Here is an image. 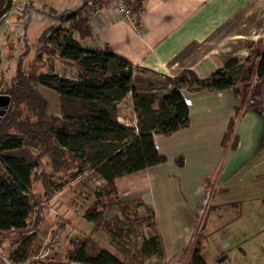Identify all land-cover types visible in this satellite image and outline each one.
I'll use <instances>...</instances> for the list:
<instances>
[{
    "label": "trees",
    "instance_id": "1",
    "mask_svg": "<svg viewBox=\"0 0 264 264\" xmlns=\"http://www.w3.org/2000/svg\"><path fill=\"white\" fill-rule=\"evenodd\" d=\"M3 2L0 0V6ZM129 2L134 14L139 15L145 0ZM106 3L107 0H83L75 11L62 18L56 17V10L49 7L43 16L50 21L33 43L34 58L25 61L30 48L25 47L15 56L14 73L7 80L0 79V95L8 96L0 114V161L5 168V173L0 175V244L9 240L13 250L8 258L13 257L15 262L24 259V248L39 232L45 218V200L68 182H61L58 173L72 170L73 179L84 165L100 174L106 183L103 191L95 193L97 199L90 207V214L95 218L92 229L104 218L106 207L116 206L128 226L142 223L150 230L139 245V253L153 254L159 261L164 260L152 205L140 197L121 200L115 178L166 160L154 146L153 134L170 135L189 125L188 105L180 92L182 87L190 92L234 91L239 104L234 107L221 139L222 148L234 150L238 143L237 119L245 111L254 81L264 79L263 35L249 42L247 47L255 53L247 54L241 62L234 56L227 57L221 67L203 77L194 68L183 67L168 76L171 86L165 92L157 94L142 89L139 83L145 78L137 73L139 64L115 54L106 42L97 46L82 43L93 36L91 10L95 6L102 8ZM65 22L69 23L67 27L63 26ZM133 26L140 33L144 29L140 18ZM43 55H58L73 67V78L41 71ZM236 66L242 74L237 82L229 74ZM34 83L58 93V114L46 112L47 99ZM127 95L131 97L135 126L117 120L118 103ZM175 162L181 166L183 157H175ZM45 163L49 164V170ZM213 179V174L205 176V186ZM34 182L41 184V195L34 191ZM206 199L207 194L198 201L193 213L196 226L189 243L180 249L184 264H208L202 254L207 235L198 225L204 218L201 206L208 205ZM131 202L142 208L143 215L130 218L127 206ZM116 230L112 228L111 232L116 234ZM69 243L62 258L47 256L33 258L31 262L126 264L102 246L91 231L81 239L71 237Z\"/></svg>",
    "mask_w": 264,
    "mask_h": 264
},
{
    "label": "rangeland",
    "instance_id": "2",
    "mask_svg": "<svg viewBox=\"0 0 264 264\" xmlns=\"http://www.w3.org/2000/svg\"><path fill=\"white\" fill-rule=\"evenodd\" d=\"M82 1L13 0L11 8L0 17V79L3 77L7 80L9 75L14 73L15 56L25 47H30L25 61L34 58L36 48L33 43L49 20L43 16L49 7L56 10V17L62 18L75 11ZM68 24L66 22L63 26L67 27ZM188 25L187 29L179 34L176 46L171 45L169 51L173 53L170 59H177L184 66H192L200 70L199 74L221 67L224 59L230 56H235L242 61L246 54L255 53L247 48L249 42L264 35V0H215ZM211 51L219 52L217 53L219 62L211 57ZM42 58L41 71L73 78V67L66 64L58 55H43ZM207 58L208 61H215L213 69L205 65L201 67V60L203 59L204 64L207 65L205 61ZM137 73L145 78V81L139 83L142 89L161 94L171 86L168 75L162 69L144 64L139 65ZM229 74L235 82L242 79L239 66H236ZM34 86L47 99L46 112L59 113L57 92L40 83H34ZM7 101L8 96L1 94L0 114L7 105ZM121 111L129 113V103ZM252 111L264 116V105L252 106ZM132 120L134 121V118L129 123ZM258 164H261L259 172H262L263 176H244L247 178L245 180L247 194L248 190H252L251 193L256 191L258 195L252 194L248 196V199L246 197L239 201L236 206L215 198L211 200L205 212L206 225L203 233L207 237L202 254L211 264L210 259L213 258L211 253L215 254L218 264H264V161ZM45 165L49 170V164L45 163ZM72 172L69 170L58 173L57 178L61 182H68L48 201L45 200V218L37 236L28 247L24 248V259L19 262L13 261V257L9 259L13 246L9 240H5L0 244V264H33L31 262L33 258L44 259L47 256L60 259L69 248L71 237L81 239L89 231L102 246L126 264H184L180 249L189 242L183 245L179 240L174 250L164 253L162 261L153 254H140L139 245L143 237L150 234V230L142 223L128 226L116 206L106 207L104 218L94 227L95 229H92L95 218L90 214V207L97 199L95 193L105 189V179L86 165L73 179H71ZM243 172L246 175L251 174L247 170ZM4 173L5 168L0 161V175ZM33 189L39 195L42 194L39 182H34ZM119 198L128 199L120 196ZM240 199H243L242 195ZM203 207L201 206L202 210ZM97 208L100 207L97 206ZM152 208L154 210L153 206ZM127 212L130 218L143 215L142 208L134 202L128 204ZM154 216L159 229V216L156 217L155 212ZM169 218L173 225L177 223L176 218ZM188 219L190 223L188 226H193L194 229L196 217L194 218L192 214ZM112 228L117 229L116 234L111 232ZM54 235L58 237L53 238ZM175 252L172 260L167 259V256L170 257Z\"/></svg>",
    "mask_w": 264,
    "mask_h": 264
},
{
    "label": "crops",
    "instance_id": "3",
    "mask_svg": "<svg viewBox=\"0 0 264 264\" xmlns=\"http://www.w3.org/2000/svg\"><path fill=\"white\" fill-rule=\"evenodd\" d=\"M214 1L145 0L140 14L136 15L144 27L140 33L130 22L120 18L118 13L106 9L109 2L107 0L102 10L90 18L93 36L82 43L97 46L106 42L115 54L126 60L162 69L168 76H173L183 67L192 66H184L177 59H170L173 53L169 51L171 45L176 46L179 34ZM217 53L219 54L211 51V57L219 62ZM205 61L207 65L202 59L201 67H215V61H208V58ZM195 70L199 74L200 70ZM213 70H207L199 76H206ZM180 92L188 105L189 125L170 135L153 134L154 146L166 160L118 176L114 180L121 198L139 196L154 207L156 217L159 216L158 231L164 253L174 250L179 240L183 245L189 242L193 226H188V217L191 218L198 201L204 195L207 194L208 205L203 207L202 216H205L212 199L220 198L222 202L236 206L244 198L248 199L252 194L258 195L256 191L251 193L252 190H248L247 194V178L244 176H263L259 172L261 164L258 163L264 161V116L251 112V108L264 102V80L254 81L245 111L237 119L235 134L238 136V143L234 150L221 146L228 120L234 113V107L239 104L234 91L201 89L190 92L182 87ZM128 103L130 112H122ZM118 107L117 120L135 126L130 95L119 102ZM51 113L58 114L56 111ZM133 118L134 121L129 123ZM179 155L183 157L181 166L175 162V157ZM244 170L251 174L246 175ZM210 174L214 175V179L207 182L206 187L204 178ZM240 195L243 199H240ZM169 217L176 218L177 223L173 225ZM202 221L198 225L204 230L205 218ZM174 254L176 252L167 256V259L172 260ZM211 256L212 264H218L215 254L211 253ZM207 263L211 264L209 261Z\"/></svg>",
    "mask_w": 264,
    "mask_h": 264
},
{
    "label": "built area",
    "instance_id": "4",
    "mask_svg": "<svg viewBox=\"0 0 264 264\" xmlns=\"http://www.w3.org/2000/svg\"><path fill=\"white\" fill-rule=\"evenodd\" d=\"M90 3V2H89ZM106 9H111L118 13L120 18L127 20L132 25L136 22L138 17L134 14L132 6L129 0H109L106 4ZM102 10L99 6H95L90 13V17L95 13H99ZM97 174V173H96Z\"/></svg>",
    "mask_w": 264,
    "mask_h": 264
},
{
    "label": "water",
    "instance_id": "5",
    "mask_svg": "<svg viewBox=\"0 0 264 264\" xmlns=\"http://www.w3.org/2000/svg\"><path fill=\"white\" fill-rule=\"evenodd\" d=\"M12 1L13 0H5V3L0 7V17L11 8Z\"/></svg>",
    "mask_w": 264,
    "mask_h": 264
},
{
    "label": "flooded vegetation",
    "instance_id": "6",
    "mask_svg": "<svg viewBox=\"0 0 264 264\" xmlns=\"http://www.w3.org/2000/svg\"><path fill=\"white\" fill-rule=\"evenodd\" d=\"M4 3H5V0H4L3 4H4ZM3 4H2V5H3ZM0 7H1V6H0ZM45 18H47V17H45ZM48 19H49V18H48ZM49 21H50V20H48V22H49ZM48 22H47V23H48ZM65 23H66V22H65Z\"/></svg>",
    "mask_w": 264,
    "mask_h": 264
},
{
    "label": "clouds",
    "instance_id": "7",
    "mask_svg": "<svg viewBox=\"0 0 264 264\" xmlns=\"http://www.w3.org/2000/svg\"><path fill=\"white\" fill-rule=\"evenodd\" d=\"M94 173H97L96 171H94ZM98 174V173H97Z\"/></svg>",
    "mask_w": 264,
    "mask_h": 264
}]
</instances>
